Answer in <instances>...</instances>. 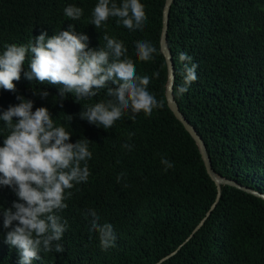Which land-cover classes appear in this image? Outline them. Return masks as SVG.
Returning a JSON list of instances; mask_svg holds the SVG:
<instances>
[{"label": "trees", "instance_id": "obj_1", "mask_svg": "<svg viewBox=\"0 0 264 264\" xmlns=\"http://www.w3.org/2000/svg\"><path fill=\"white\" fill-rule=\"evenodd\" d=\"M97 2L0 0V54L7 44H26L41 33L48 38L69 25L88 37L93 50L106 44L107 34L123 42L137 75L150 77L148 90L163 105L134 121L128 112L110 129L91 125L79 114L109 99L106 89L91 100L65 93L61 107L60 85L25 78L28 57L19 81H13L16 91L0 88V114L20 103L17 95L31 100L33 111L47 108L54 122L72 133L69 143L86 139L93 154L88 182L71 190L60 213L67 221L64 251L40 253L32 264H158L175 251L159 264H264V0H173L166 34L174 101L202 139L215 175L262 197L230 185L218 190L195 141L168 106V70L160 49L165 0H140L147 16L143 31H130L115 17L95 28L91 13ZM70 4L83 9L79 20L64 15ZM137 41L157 49L152 60L139 61ZM180 52L193 58L189 66L198 65V79L183 95L177 93L184 68ZM154 72L159 78H152ZM108 87L117 85L109 81ZM44 91L48 96L41 99ZM3 126L0 121V147L7 135ZM164 157L174 165L167 171L160 162ZM121 172L125 176L117 183ZM13 202H18L14 192L0 186V209ZM89 209L96 210L99 223L113 225L115 247L101 250L99 234L90 230ZM6 231L0 215V264H18L17 249L5 243Z\"/></svg>", "mask_w": 264, "mask_h": 264}, {"label": "clouds", "instance_id": "obj_2", "mask_svg": "<svg viewBox=\"0 0 264 264\" xmlns=\"http://www.w3.org/2000/svg\"><path fill=\"white\" fill-rule=\"evenodd\" d=\"M64 15L79 20L83 9L70 4L64 8ZM110 17L117 18V23L130 31H143L147 20L140 0H121L119 5L113 0H98L91 13V24L100 28ZM73 29L74 25H69L68 30L48 38L47 33H41L26 44L5 45L0 54V88L16 91L13 81H19L28 57L30 71L24 73L25 78L60 85L61 107L65 93H71L77 101L91 100L106 89L109 99L86 106L79 114L80 119L91 125L110 129L128 112L129 119L134 121L138 114L148 118L163 106L148 90L150 77L137 75L122 41L105 34L106 44L93 50L88 47V37ZM156 51L148 41L135 43V54L141 62L152 60ZM192 59L186 52L178 54L184 65L183 80L177 88L180 95L187 93L198 79V65L189 66ZM152 78H159V72H154ZM109 81L117 87L109 88ZM39 96L46 99L48 92H40ZM16 99L20 101L18 105L9 106L0 114L7 133L0 147V186L11 189L18 202H13L11 208L0 209V215L3 229L7 230L5 243L17 249L18 264H32L40 259V253L64 251L60 242L67 221H62L60 213L68 207L65 201L71 199V190L88 182L91 175L88 161L93 154L86 139L69 143L72 133L64 125H57L47 108L33 111V101L19 95ZM67 117L68 121L72 119ZM122 147L132 149L128 143ZM160 162L164 171L174 166L166 157ZM124 176L125 173H119L117 183ZM86 215L92 218L90 230L99 234L101 250L115 247L113 225L99 223L95 209H89Z\"/></svg>", "mask_w": 264, "mask_h": 264}, {"label": "water", "instance_id": "obj_3", "mask_svg": "<svg viewBox=\"0 0 264 264\" xmlns=\"http://www.w3.org/2000/svg\"><path fill=\"white\" fill-rule=\"evenodd\" d=\"M172 1L173 0H165V5H164L163 15H162L163 26H162V34H161V40H160V49H161V52H162V54L166 60L167 70H168V85H167V90H166V100H167L168 106H169L170 110L172 111V113L174 114V116L176 117V119L183 125L184 129L189 133L191 138L195 141V143H196V145L200 151L202 161L204 162L206 172L209 175V177L212 179V181H214L218 190H219L220 185H230V186H234L236 188H239V189H241L247 193H252V194H255L257 196L262 197L261 195L255 193V192H253L247 188H243V187L237 185L236 183L230 182V181L225 180V179H221L215 175V173L212 169V166H211L210 159L206 153V148L204 146L202 139L199 137V135L197 134L195 129L185 119L183 114L180 112L176 102L174 101V97H173V69H172L173 67H172V61H171L169 51L166 47V34H167V26H168L167 16H168V11L170 9ZM214 206H215V204L208 211L206 217L211 213L212 208ZM203 221L204 220H202L201 223L194 229V231L190 234V236L187 238L186 241H188L193 236V234L199 229V227L202 225ZM175 253H176V251L173 252L171 255H168L166 258L162 259L159 263H161L163 260L169 258L170 256H172Z\"/></svg>", "mask_w": 264, "mask_h": 264}]
</instances>
